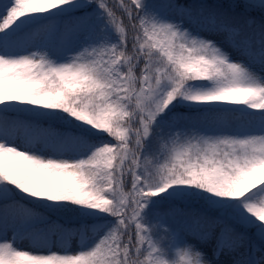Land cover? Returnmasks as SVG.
Wrapping results in <instances>:
<instances>
[{"label":"snow or ice","instance_id":"snow-or-ice-1","mask_svg":"<svg viewBox=\"0 0 264 264\" xmlns=\"http://www.w3.org/2000/svg\"><path fill=\"white\" fill-rule=\"evenodd\" d=\"M0 264H264V0H0Z\"/></svg>","mask_w":264,"mask_h":264},{"label":"rangeland","instance_id":"rangeland-1","mask_svg":"<svg viewBox=\"0 0 264 264\" xmlns=\"http://www.w3.org/2000/svg\"><path fill=\"white\" fill-rule=\"evenodd\" d=\"M214 39H216L218 43L222 44V46L224 47V49L226 51L231 53V56L234 60L241 59V57L235 51H233L231 48H229L227 44L223 43V37H214ZM249 232L251 234V233L255 232V229H250ZM21 247H27V243L21 245Z\"/></svg>","mask_w":264,"mask_h":264},{"label":"trees","instance_id":"trees-1","mask_svg":"<svg viewBox=\"0 0 264 264\" xmlns=\"http://www.w3.org/2000/svg\"><path fill=\"white\" fill-rule=\"evenodd\" d=\"M179 3H191L192 0H178ZM209 3L222 2L227 4L229 0H208Z\"/></svg>","mask_w":264,"mask_h":264}]
</instances>
